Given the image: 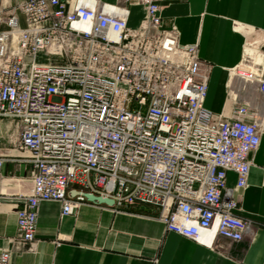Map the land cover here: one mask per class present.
<instances>
[{
  "label": "built area",
  "instance_id": "obj_1",
  "mask_svg": "<svg viewBox=\"0 0 264 264\" xmlns=\"http://www.w3.org/2000/svg\"><path fill=\"white\" fill-rule=\"evenodd\" d=\"M162 1L137 0L144 17L130 28L131 0H0V121L32 165L15 249L34 243L44 202L62 217L87 203L154 206L168 232L208 247L252 230L235 212L261 125L248 104L231 118L205 107L213 66L164 28ZM232 74L264 95V59L246 53ZM11 256L2 250L0 264Z\"/></svg>",
  "mask_w": 264,
  "mask_h": 264
},
{
  "label": "crops",
  "instance_id": "obj_2",
  "mask_svg": "<svg viewBox=\"0 0 264 264\" xmlns=\"http://www.w3.org/2000/svg\"><path fill=\"white\" fill-rule=\"evenodd\" d=\"M161 5L164 28L177 30L181 44L197 45L200 58L213 66L205 107L231 118L238 104H248L261 125V144L252 155L248 186L235 212L252 222V230L241 242L218 237L208 247L168 232L154 206L116 213L87 203L62 217L60 203L44 202L34 243L15 249L16 210L24 203L19 196L32 191V165L9 141L11 122L1 120L0 154L7 162L0 174V252L12 251L9 264H264V95L258 84L246 85L232 74L248 52L263 64L264 0H163ZM128 7V26L137 28L143 7L137 0ZM235 185L236 175L230 172L227 186Z\"/></svg>",
  "mask_w": 264,
  "mask_h": 264
},
{
  "label": "water",
  "instance_id": "obj_3",
  "mask_svg": "<svg viewBox=\"0 0 264 264\" xmlns=\"http://www.w3.org/2000/svg\"><path fill=\"white\" fill-rule=\"evenodd\" d=\"M72 195H76V193L72 192ZM85 197L90 202H94V203H98V204H106L108 206H113V204H114L113 200H111V199H103L101 197H95L93 195H88V194H86Z\"/></svg>",
  "mask_w": 264,
  "mask_h": 264
},
{
  "label": "rangeland",
  "instance_id": "obj_4",
  "mask_svg": "<svg viewBox=\"0 0 264 264\" xmlns=\"http://www.w3.org/2000/svg\"><path fill=\"white\" fill-rule=\"evenodd\" d=\"M229 90V89H228ZM229 94H231L230 90H229Z\"/></svg>",
  "mask_w": 264,
  "mask_h": 264
},
{
  "label": "bare ground",
  "instance_id": "obj_5",
  "mask_svg": "<svg viewBox=\"0 0 264 264\" xmlns=\"http://www.w3.org/2000/svg\"><path fill=\"white\" fill-rule=\"evenodd\" d=\"M248 53H250V52H248Z\"/></svg>",
  "mask_w": 264,
  "mask_h": 264
}]
</instances>
